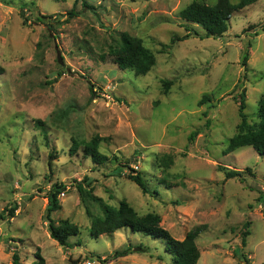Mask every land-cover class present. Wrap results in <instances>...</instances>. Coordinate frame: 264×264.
<instances>
[{
  "label": "rangeland",
  "instance_id": "374dc122",
  "mask_svg": "<svg viewBox=\"0 0 264 264\" xmlns=\"http://www.w3.org/2000/svg\"><path fill=\"white\" fill-rule=\"evenodd\" d=\"M84 1L0 0V264H13L14 252L27 264L36 253L46 264H173L161 239L130 228L90 235L103 206L123 199L139 215L159 214L175 238L202 227L197 264H263L264 154L225 149L241 131L242 92L248 128L260 120L264 0L236 11L222 36L191 32L176 43L174 36L188 33L180 11L193 0H86L92 8ZM123 31L154 52L145 75L113 61L110 48ZM96 135L111 157L100 165L83 149ZM247 167L254 173L243 181L226 178L224 168ZM135 172L150 193L130 178ZM55 183L65 188L52 217L77 225L80 245L50 235L44 215ZM138 245L145 251L113 257Z\"/></svg>",
  "mask_w": 264,
  "mask_h": 264
},
{
  "label": "trees",
  "instance_id": "16d2710c",
  "mask_svg": "<svg viewBox=\"0 0 264 264\" xmlns=\"http://www.w3.org/2000/svg\"><path fill=\"white\" fill-rule=\"evenodd\" d=\"M259 0H240L237 3L232 0H217L214 4H208L201 0H193L180 11V16L187 23L185 24L188 33L184 36H174L171 39L172 43L179 40H184L189 37L191 32L201 38L210 36H222L229 26V21L232 15L242 8L251 5ZM86 7H93L84 1ZM74 9L69 12L70 16L77 15ZM36 20L44 21L41 14H35ZM52 16H50L51 18ZM194 23L201 26L206 32L204 35L194 29L190 24ZM48 26L52 27L51 22H47ZM110 55L113 61L122 69H130L135 71L138 75H145L148 73L156 62L155 54L147 48L142 39L132 35L128 31L120 33L119 44L110 48ZM248 49L243 57V64L246 65L248 59ZM5 72V68L0 65V74ZM168 88L169 84L166 83ZM205 99V98H204ZM204 99L200 101L203 103ZM246 107L245 93L242 92L239 101V113L242 118L241 131L233 136L225 153H231L241 147L252 146L260 154H264V92L259 101L258 116L259 123L256 127L248 128L247 116L244 112ZM37 126H44L41 120L36 121ZM104 140L103 137L96 135L91 140L84 142L83 149L87 156L91 157L94 163L100 165L110 161L111 157L100 150V144ZM80 144L75 142L72 151H77ZM115 159H118L117 157ZM226 178L239 177L242 181L245 179L244 174L249 171L251 175V167L246 170H234L224 168ZM130 178L135 181L145 193H150L151 188L144 178L142 173L135 172L130 174ZM78 189L81 195L90 196L91 193L86 190L84 182H78ZM65 186L62 183H55L49 190L47 198L48 203L44 218L48 222L50 235L59 244L66 247H74L80 245L82 240L79 238L80 230L77 225L73 224L67 219L56 221L52 217V213L61 208L59 195L64 190ZM258 200H264V190L261 192ZM16 206L7 208L9 216L15 215ZM2 216V215H1ZM5 215L3 214L2 217ZM161 216L157 213H147L139 215L136 209L125 199L121 200L118 206L105 204L103 206V215L93 217L90 226V235L98 238L101 235H111L119 229L130 228L132 232H139L145 236L158 238L164 242L165 251L171 256L173 264H197L200 259V250L198 248L196 238L203 231L202 227H197L190 230L183 239L175 238L169 230L161 225ZM250 222H246L248 225ZM248 231H246V234ZM73 238H77L73 240ZM243 245L246 244V235L242 238ZM145 251L142 245L127 247L122 250H116L113 257L125 256L134 252ZM13 264H27L22 262L18 252L13 254ZM30 264H46L45 258L36 253L35 260ZM264 264V263H263Z\"/></svg>",
  "mask_w": 264,
  "mask_h": 264
}]
</instances>
